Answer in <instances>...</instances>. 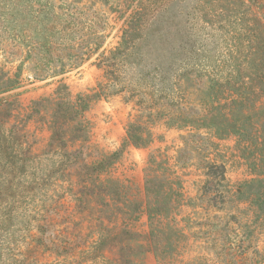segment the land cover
Wrapping results in <instances>:
<instances>
[{"label":"rangeland","instance_id":"374dc122","mask_svg":"<svg viewBox=\"0 0 264 264\" xmlns=\"http://www.w3.org/2000/svg\"><path fill=\"white\" fill-rule=\"evenodd\" d=\"M6 80L0 264H264V0H0Z\"/></svg>","mask_w":264,"mask_h":264},{"label":"trees","instance_id":"16d2710c","mask_svg":"<svg viewBox=\"0 0 264 264\" xmlns=\"http://www.w3.org/2000/svg\"><path fill=\"white\" fill-rule=\"evenodd\" d=\"M11 83V81L6 80L4 87L0 88V94L7 91L9 89L8 86ZM95 97H99V93H96L93 95V98ZM91 100V97H82L79 96L77 98V102L75 104L72 105H67L66 110L67 111H76L77 109H82L85 110L88 107V102ZM147 119L149 121H151L150 116L147 117ZM190 122H185V125L182 127H190ZM127 141L129 143H131L133 146L135 147H144L147 144H149L150 142V134H146V136L144 137L143 135L145 134V130L142 126H139L138 122H135L134 124H129L127 126ZM152 160V159H151ZM154 165H156V169L157 170H162L163 169V163L162 162H158L156 163L154 160L151 161ZM167 181V179H166ZM152 182H155L154 184H152ZM161 184V180L160 178L156 177L154 179H147L145 182V191L147 193V195L151 194L154 196L153 201H148V208H147V213H148V217H149V221H150V226L152 228V222L158 218V217H163L166 216V207H167V203L162 202L160 200V196H171L173 194H176V192H174V190H172L171 185L172 184H179L178 182H168L167 184H169V188L167 189V191H163L162 190V186ZM166 196V197H167ZM155 230H158V228H154L152 229V232L154 234Z\"/></svg>","mask_w":264,"mask_h":264}]
</instances>
